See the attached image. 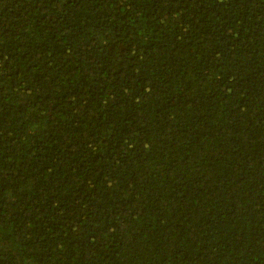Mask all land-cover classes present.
Listing matches in <instances>:
<instances>
[{
    "label": "trees",
    "instance_id": "obj_1",
    "mask_svg": "<svg viewBox=\"0 0 264 264\" xmlns=\"http://www.w3.org/2000/svg\"><path fill=\"white\" fill-rule=\"evenodd\" d=\"M0 264H264V0H0Z\"/></svg>",
    "mask_w": 264,
    "mask_h": 264
}]
</instances>
